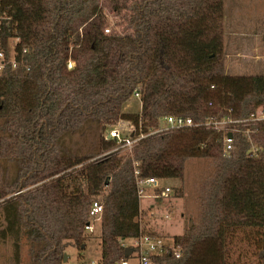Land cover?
<instances>
[{"label":"trees","instance_id":"16d2710c","mask_svg":"<svg viewBox=\"0 0 264 264\" xmlns=\"http://www.w3.org/2000/svg\"><path fill=\"white\" fill-rule=\"evenodd\" d=\"M223 1L0 0V50L15 61L0 70V158L17 167L14 179L0 180V240L10 241V264H21L23 242L28 264H64L69 249L80 256L93 234L83 229L97 195L99 264L124 257L121 240L162 237L151 217L166 198H151L154 215L142 222L136 179L181 178L187 158L212 162L198 189L197 220L171 236L178 257L150 259L236 264L242 234L254 264H264V144L256 138L257 155L249 156V141L234 133L230 155L222 156L221 132L182 128L143 137L129 154L101 155L113 148L103 132L118 120L137 134L164 115L197 120L230 108L245 116L264 105V74L222 70ZM105 4L122 19L108 34ZM135 92L139 108L127 111ZM84 129L96 132L91 151L81 153L68 140ZM44 177L51 179L22 191L28 179Z\"/></svg>","mask_w":264,"mask_h":264},{"label":"rangeland","instance_id":"374dc122","mask_svg":"<svg viewBox=\"0 0 264 264\" xmlns=\"http://www.w3.org/2000/svg\"><path fill=\"white\" fill-rule=\"evenodd\" d=\"M103 13L105 15V26L111 27V30H119L122 25V19L120 15L110 10L108 5H104ZM223 14L226 17V21L231 20L232 25L230 29L237 32L245 33L243 35V45L247 43H264V0H224L223 1ZM230 19V20H229ZM234 32V31H232ZM228 29L223 24V37L227 36ZM15 39H9L8 48L12 51ZM223 43V40H222ZM241 42H238V45ZM227 46H223V50H226ZM240 44V52H248L251 50L248 46L242 47ZM236 48L228 50L230 56L228 58L229 63L224 66L223 50L220 54V63L222 64V70L226 74H264V57L260 59H253L252 57L242 54L243 57L235 55L233 52ZM260 54H264L260 51ZM246 57V58H244ZM224 67V68H223ZM139 108L138 98L131 96L124 109L127 111H137ZM121 122V126H116ZM117 128L127 127L125 132H128L129 124L126 121L118 120L114 124ZM104 131V130H103ZM101 129V132H103ZM94 130L84 129L82 132L73 134L69 140L68 145L73 149L79 150L81 153L85 151H91V146L94 145L95 140ZM104 134L106 131L103 132ZM2 132L0 131V136ZM99 156V155H98ZM97 156V157H98ZM96 157V156H95ZM80 165L76 166L78 170ZM16 163L14 159L0 158V180L4 177L14 179L16 176ZM212 171V162L210 159L204 158H187L184 161L183 175L181 178H162L160 179L161 185H167L174 189L173 196L166 197L160 202L159 212L155 213L151 219L156 223L157 229L162 233L163 240L165 242L172 241V235H178L184 232L185 228L192 225L197 220V208H198V189L201 181L209 176ZM54 177V176H53ZM51 177H44L38 182L33 183V178L26 181L22 191L37 185L40 182L49 181ZM25 177H22L20 181H24ZM18 193V192H16ZM145 194H151L150 188H145ZM12 196L8 195L7 197ZM168 200V201H167ZM140 206L142 212V222L146 221L148 216L147 207L152 204L153 201L147 198H141ZM170 204L169 209L166 206ZM155 209L154 207L151 208ZM154 211V210H153ZM167 217H164V215ZM191 223V224H190ZM95 232L90 235L87 240L85 248L81 250L80 256H78L76 250H68L67 264H81L82 260L97 259L100 253L98 244L99 226L94 224ZM236 249L232 254V258L236 264H251L255 263V257L253 250L242 240V234L240 239L236 238ZM11 244L10 241L2 242L0 240V264H10L11 262ZM21 264L29 263V256L27 252V245L24 242L21 245ZM251 262V263H250ZM128 264H139L136 252L128 259Z\"/></svg>","mask_w":264,"mask_h":264},{"label":"built area","instance_id":"2783aa9c","mask_svg":"<svg viewBox=\"0 0 264 264\" xmlns=\"http://www.w3.org/2000/svg\"><path fill=\"white\" fill-rule=\"evenodd\" d=\"M104 33H110L111 27H104ZM10 62L15 65L13 53L10 54L8 59L5 58V54L0 50V70L2 69L4 63ZM73 62L68 61L67 66L71 68ZM135 97H138V93H134ZM231 109L228 108L226 113L215 114L206 116L201 119H193L190 116L181 115H164L159 119V125L155 128L149 129L147 132L135 133L134 126L130 123L128 127H121V129L116 126H121V122L114 125L110 129L106 130L104 134L105 138L113 140V148L107 152L101 154L105 155L110 152H119L120 154H129L132 148L138 143V141L146 136L162 134L171 130L182 129V128H201L207 130L219 131L222 134L221 137V154L222 156H229L231 150L233 149V134L240 133L247 138L249 141V148L247 153L249 156H255L261 150V144H264V105L259 106L254 112L249 113L245 116H233L231 115ZM230 134V136H228ZM257 139L260 143L254 142ZM139 171L135 169L134 174L136 178L138 177ZM137 195L138 199L147 198L151 199L156 196L163 198L173 196L174 189L167 185H161L160 179L155 177H144L137 178ZM145 188H150L151 194H145ZM158 190V191H157ZM141 203V201H140ZM103 210V205L99 195L93 196L90 199L88 206V222L84 225V233H94L95 223H99L100 216ZM142 208L139 206V218L142 220ZM148 215H154V211L148 210ZM164 217H167L165 214ZM121 247L131 248V254L136 252L139 264H154L150 259L152 255H162L165 253H172L175 257L179 256V248L174 245L171 241L165 242L161 237L149 236L145 233H140L138 236L130 239H124L120 242ZM130 254V255H131ZM129 255V256H130ZM128 256V257H129ZM128 257H123L114 262V264H128ZM67 264V263H64ZM81 264H99L96 259L84 260Z\"/></svg>","mask_w":264,"mask_h":264},{"label":"crops","instance_id":"0c3cea01","mask_svg":"<svg viewBox=\"0 0 264 264\" xmlns=\"http://www.w3.org/2000/svg\"><path fill=\"white\" fill-rule=\"evenodd\" d=\"M226 20L227 19H226V17L223 14L224 28L226 26L227 29H228L227 36L223 37V35H222V40H223L222 50H223V46L224 45L227 46L226 48H228L226 50H223V54H222L223 58H224V61H225L224 66H225V64L230 62V61H228V58L230 56V52H228V50H231V48H236L233 52H235V55L239 56V57H243L242 54H246L247 56L252 57L253 59H260V57H264V54H260V51H263V49H264V43L257 42V43H254V44L253 43H249L248 45H247V43H245V45H243L244 44L243 43V40H244L243 35L245 33L237 32V31H235L233 29H230V26L232 25V22H231L230 19H229L230 22L226 21ZM232 31H234V32H232ZM238 42L242 43V47L248 46L249 48H251V50H249L248 52L246 51L244 53H241L239 51L241 43H239V45H238ZM244 58H246V57H244Z\"/></svg>","mask_w":264,"mask_h":264},{"label":"water","instance_id":"95a60500","mask_svg":"<svg viewBox=\"0 0 264 264\" xmlns=\"http://www.w3.org/2000/svg\"><path fill=\"white\" fill-rule=\"evenodd\" d=\"M228 136H230V134H228ZM191 224V223H190ZM124 257H128L130 254H131V248H125L124 249ZM67 259H68V254L67 253H65L64 255H63V259H62V261L63 262H66L67 261Z\"/></svg>","mask_w":264,"mask_h":264}]
</instances>
